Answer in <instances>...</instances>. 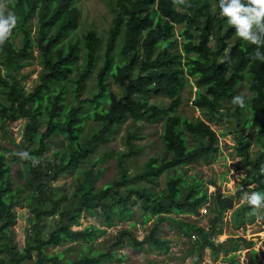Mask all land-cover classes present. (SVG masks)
Returning a JSON list of instances; mask_svg holds the SVG:
<instances>
[{
    "label": "trees",
    "instance_id": "trees-1",
    "mask_svg": "<svg viewBox=\"0 0 264 264\" xmlns=\"http://www.w3.org/2000/svg\"><path fill=\"white\" fill-rule=\"evenodd\" d=\"M106 1H109L114 18L106 41L104 62L97 72V92L86 106L81 102L65 110L66 92L62 82L70 78L80 60L78 43L68 40L80 22L77 0H10V7L19 17V24L13 37L0 48V67L6 75L0 74V95L5 99V103L0 102V121L5 120L4 113L13 120L29 119L25 126V140L29 145L35 144V147H22L20 151H28L34 157L43 155L47 147L45 140L57 133L68 141V148L60 155L58 163L46 166L39 163L34 167L30 161H21L12 155L11 162L22 164L27 173L20 188L14 187L9 175L10 167L4 155L0 154V240L3 241L0 253H5L7 264H24L23 261L32 260V253H35L32 264H106V259H114L112 253L85 254L73 261H62L60 254H46V248L67 242L89 244L95 241L103 231L94 225L82 230L72 229L79 224L82 213L101 216L105 225L111 226L114 218H128L132 213L131 205L138 200L145 220L153 214L157 216L156 222L141 242L130 231H123L116 241L118 247L123 246L125 239L132 248L146 245L165 252L168 250L167 241L156 237L162 222L172 220L188 232L198 228L167 217L171 213H197L208 203L206 191L200 188L202 185L185 179L181 168L200 161L208 163L218 151L217 135L206 122L200 119L189 121L176 114L181 104L180 91L184 78L192 79L197 88L192 104L207 118L224 122L234 119L244 126L248 124V118H253L259 122L260 133H264V62L250 59L256 46L239 39L231 26L220 34L222 23L227 21L218 15L219 0H179L180 7L174 0ZM33 22L35 34H32ZM178 25L182 29L176 34ZM214 31L219 35L217 45L212 49L209 43ZM18 37L20 48L14 44V39ZM85 43L87 57L84 69L76 80V95L94 67L99 38L89 32L85 35ZM33 49H37L41 56L42 71L39 83L28 93L12 73L27 66ZM260 50L264 52V48ZM116 51L120 61L115 57ZM245 81L251 94L249 98L242 93ZM57 83L62 85L56 87ZM110 83L116 85L121 94L110 91ZM240 94L245 96L244 108L232 103V98ZM151 96H165L171 102L166 108L159 109L148 102L147 98ZM92 105L94 110L85 112L86 107ZM221 108L224 111L221 112ZM245 111L249 113L248 117L244 115ZM43 114L47 127L43 133L36 135L39 117ZM128 118L149 122L163 119L161 139L163 149L170 157L162 160L150 157L142 172L132 177H128L122 169L118 180L99 189L95 188L96 176L90 169L83 173L82 179L77 180L69 200L57 193L52 182L62 174L74 172L89 157L91 146L103 142ZM89 119L99 122L101 127L82 144L80 135ZM185 133L194 146H189ZM237 143V154L250 168L248 177L253 187L248 192L264 191V174L260 171L264 166V142L254 158L249 152L250 139L241 137ZM130 152H134L133 149ZM164 173L169 174L164 192L131 183L134 179L153 183ZM243 193L238 192L240 197ZM24 196L29 206L35 205L30 208L34 228L36 223L48 216L58 214V221L46 238L33 228L26 246L19 252L14 247V207ZM63 203L65 205L61 207ZM217 204L220 211L214 217L211 231L205 233L200 230L201 241L193 247L192 253L198 260L203 249L216 251L223 246H215L210 235L216 233L217 221L225 211L232 210L234 203L218 196ZM249 213L250 208L245 204L236 211V216H245L251 223L255 216ZM248 256L253 264H261L254 251Z\"/></svg>",
    "mask_w": 264,
    "mask_h": 264
},
{
    "label": "rangeland",
    "instance_id": "rangeland-1",
    "mask_svg": "<svg viewBox=\"0 0 264 264\" xmlns=\"http://www.w3.org/2000/svg\"><path fill=\"white\" fill-rule=\"evenodd\" d=\"M108 2L106 0H77V6L81 12L80 22L77 30L70 35L68 40L78 43L80 60L74 66L70 78L62 82L66 92L65 110L68 107H76L81 102L82 105L86 106L97 92V72L104 62L106 41L114 18ZM174 2L177 7H180L179 0H174ZM9 10L12 11L10 4ZM214 10L215 6L213 5L212 12ZM218 15L221 17L220 14ZM229 26L227 22H223L220 34L224 33ZM180 29H182L181 25L176 26V34ZM89 32H93L99 38V46L96 48L94 67L82 89L76 95V80L84 69L87 57L85 35ZM35 33V22H33L32 34ZM217 35H219L217 31L212 32L209 43L212 49H215L217 45ZM179 42H181L180 38ZM14 44L17 48L21 47L19 37L14 39ZM115 57L120 61L117 51ZM41 62V56L37 49H33L32 57L27 60V66L12 73V76L23 85L24 90L28 93L39 83V75L42 71ZM0 74L6 77L2 67H0ZM60 85L62 84H55L56 87H60ZM247 86L248 82L245 81L242 85V93L249 98L251 94ZM109 90L117 95L121 94V91L112 83L109 84ZM196 91L197 88L192 79L184 78V86L180 91L181 104L177 108L176 114L189 121L200 119L206 122L217 135L218 151L215 158L210 162L200 161L197 164L183 167L181 174L189 182L195 180L202 185L200 188L206 191L209 201L197 213H171L167 217L184 221L198 228L188 232L172 220L162 222L156 232V237L167 241L168 250L165 252L146 245L132 248L125 239L123 246L118 247L116 241L123 231H130L132 236L141 242L150 233L156 222L157 216L153 214L148 220H145L138 200L131 205L132 213L128 218H114L111 226H106L101 216H90L88 212L82 213L79 224L73 226L72 229L82 230L88 225H94L103 231L100 236L89 244L67 242L54 248L47 247L46 254H60L62 261H73L85 254L112 253L114 259H106V264H253L248 253L254 251L258 262L264 263V216L262 218L255 217L251 223L247 221L245 216L243 218L236 216V211L245 205L240 202L242 196L240 197L238 192H248V189L253 187L248 177L250 168L237 154V142L241 137L250 139L252 144L249 152L250 156L254 158L259 153L260 144L264 142V133H260L259 122L254 121L253 118H248L249 122L245 126L241 124L242 122L239 125V122L234 119L231 122H224L216 118H207L202 111L192 104ZM147 100L159 109L166 108L171 102L165 96H151ZM0 102L5 103L2 95H0ZM94 108L93 105L87 106L85 112H91ZM220 111H224V108H221ZM244 115L248 117L249 113L245 111ZM4 117L5 120L0 121V154L4 155L10 167L9 175L14 187L20 188L27 177V173L22 164L11 162L12 153L20 151L22 147L29 146L32 149L35 144L29 145L25 140V126L29 121L28 118L13 120L6 113H4ZM45 118L44 114L39 117L36 135H40L46 130ZM100 127L99 122L93 119L87 120L80 135V142L84 144ZM162 132L163 119L149 122L128 118L103 142L91 146L92 152L89 157L82 161L74 172L62 174L56 181L52 182L53 189L69 200L76 189L77 180L82 179L83 173L87 170L92 169L96 176V189L118 180L122 169L128 177L141 173L150 157H157L160 160L170 157L163 149ZM185 138L189 146H194L193 141L186 133ZM45 141L47 147L39 158L40 164L46 166L47 164L58 163L60 155L68 148V141L60 133ZM132 149L134 152H130ZM168 178L169 174L164 173L153 183L139 179H134L131 183L137 187L145 186L160 193L165 191ZM218 196L221 199L232 200L234 203L232 210L225 211L220 220L217 221L216 233L210 235L215 246L218 247L221 244L223 246L217 248L216 251H211L208 248L203 249L201 259L198 260L192 250L196 243L201 241L202 232L200 230L207 233L212 229L214 217L220 211L217 204ZM64 205L63 203L61 207ZM34 206V204L29 206L26 196H24L14 207L16 212V225L13 227L14 247L19 252L26 246L28 235L34 228L31 223L33 215L30 212V208H34ZM57 221L58 214L48 216L36 223L34 229L39 231L43 238H46L55 229ZM2 242L0 240V243ZM5 259V253H0V264H7ZM34 260L35 253H32V260L23 261V263L32 264Z\"/></svg>",
    "mask_w": 264,
    "mask_h": 264
},
{
    "label": "clouds",
    "instance_id": "clouds-1",
    "mask_svg": "<svg viewBox=\"0 0 264 264\" xmlns=\"http://www.w3.org/2000/svg\"><path fill=\"white\" fill-rule=\"evenodd\" d=\"M9 4L10 0H0V48L13 37L19 24V17L9 10ZM218 7L220 15L226 18L227 24L235 30V35L242 41L256 46L250 59L264 62V52L260 50L264 48V0H219ZM232 103L244 108L245 96H234ZM12 155L21 161H30L34 167L40 163L39 158L30 155L28 151H16ZM260 171L264 174V166ZM240 202L249 206L251 216H264V191H246Z\"/></svg>",
    "mask_w": 264,
    "mask_h": 264
}]
</instances>
